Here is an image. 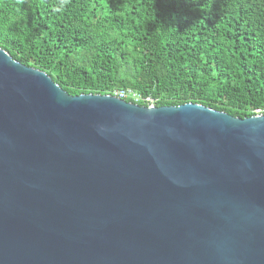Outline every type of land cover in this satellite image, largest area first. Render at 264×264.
Instances as JSON below:
<instances>
[{"label":"water","instance_id":"water-1","mask_svg":"<svg viewBox=\"0 0 264 264\" xmlns=\"http://www.w3.org/2000/svg\"><path fill=\"white\" fill-rule=\"evenodd\" d=\"M0 264H264V114L72 95L0 48Z\"/></svg>","mask_w":264,"mask_h":264},{"label":"trees","instance_id":"trees-1","mask_svg":"<svg viewBox=\"0 0 264 264\" xmlns=\"http://www.w3.org/2000/svg\"><path fill=\"white\" fill-rule=\"evenodd\" d=\"M0 48L72 95L264 114V0H0Z\"/></svg>","mask_w":264,"mask_h":264},{"label":"built area","instance_id":"built-area-1","mask_svg":"<svg viewBox=\"0 0 264 264\" xmlns=\"http://www.w3.org/2000/svg\"><path fill=\"white\" fill-rule=\"evenodd\" d=\"M116 96L125 99L126 97H132L134 98L136 101L139 100L140 96L135 93L134 91H132L131 89H122V90H118L115 94ZM145 102L148 103V105H155V100L151 97H147L144 99Z\"/></svg>","mask_w":264,"mask_h":264}]
</instances>
